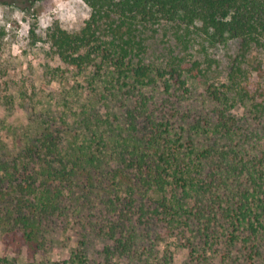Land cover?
<instances>
[{"label":"trees","instance_id":"trees-1","mask_svg":"<svg viewBox=\"0 0 264 264\" xmlns=\"http://www.w3.org/2000/svg\"><path fill=\"white\" fill-rule=\"evenodd\" d=\"M84 2V26L55 24L49 41L86 83L40 111L41 94L22 93L30 118L11 145L0 137V239L28 259L0 264H174L164 236L194 264L264 263V70L247 60L264 54V0ZM161 23L205 56L232 41L210 110L183 108L200 59L145 62L142 29ZM56 244L68 258L46 257Z\"/></svg>","mask_w":264,"mask_h":264},{"label":"rangeland","instance_id":"rangeland-1","mask_svg":"<svg viewBox=\"0 0 264 264\" xmlns=\"http://www.w3.org/2000/svg\"><path fill=\"white\" fill-rule=\"evenodd\" d=\"M90 15L91 9L84 0H0V137L9 145L13 135L22 133V127L26 126L30 118V114L22 107V93L27 97L33 96L35 92L40 93L42 97H39L37 104L40 111L54 102L64 89L72 85L81 89L86 83L73 67L60 60L50 44L49 33L55 24L70 32L79 31ZM142 34L148 48L145 62L155 67L165 65L172 56L177 60L183 56L184 65L193 69L192 63L200 59V65L192 71L197 76H191L187 81L191 93L186 96L188 98L183 108L210 110L212 105L206 97V86H220L226 82V61L234 49L232 41L229 42L230 46L209 49L205 56L201 44L195 43L188 50L178 46L171 28L164 23L146 26ZM209 58L214 59L211 65ZM247 60L249 63L262 62L264 70V54L257 48L250 51ZM53 71L59 72L58 78H51ZM231 113L241 118L244 107L242 104L232 106ZM175 239L173 236H164L160 248H169L174 264H194L192 256L196 254H191L189 248L178 244ZM71 245L62 247L56 244L46 257L53 260L68 258ZM100 247L99 241L92 245V249ZM6 255L28 260L25 253L18 254L17 251L5 249L0 239V256ZM41 257L36 254V258ZM209 257L211 264H222L218 255L210 254Z\"/></svg>","mask_w":264,"mask_h":264}]
</instances>
